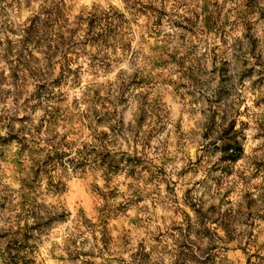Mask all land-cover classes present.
<instances>
[{"label": "rangeland", "instance_id": "1", "mask_svg": "<svg viewBox=\"0 0 264 264\" xmlns=\"http://www.w3.org/2000/svg\"><path fill=\"white\" fill-rule=\"evenodd\" d=\"M0 264H264V0H0Z\"/></svg>", "mask_w": 264, "mask_h": 264}]
</instances>
